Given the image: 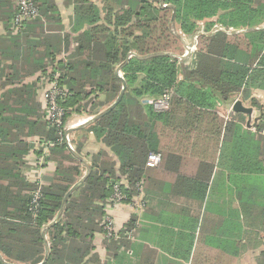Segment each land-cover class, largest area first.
Here are the masks:
<instances>
[{
  "label": "trees",
  "instance_id": "1",
  "mask_svg": "<svg viewBox=\"0 0 264 264\" xmlns=\"http://www.w3.org/2000/svg\"><path fill=\"white\" fill-rule=\"evenodd\" d=\"M110 1L118 10L110 6L105 22L79 33L74 53L64 57L59 53L60 42L53 40L49 31L51 0H33L38 15L22 21L17 33L13 32L17 0L14 4L12 0H0L6 30L3 38L0 36V47L8 48L0 52V251L9 252L24 264H37L43 259L41 231L56 217L67 192L82 176L83 162L77 155L89 162L90 170L66 198L57 221L47 229L48 256L42 264H82L94 249L95 232L103 235L108 253L116 256L120 246L128 247L138 227L135 215L123 224L110 216L115 230L106 235L105 217L111 213L105 205L114 193L113 185L118 184L124 196L120 205H132L141 187L164 188L166 178L176 172L174 193L193 195L198 181L209 177L205 160H213L215 151L213 155L210 152L220 139L223 142L228 138L232 147L230 157L235 163L229 168V179L234 182L238 200L264 207V138L256 135L264 130V106L258 104L262 121L255 125V133L242 131L236 122L221 125L214 111L216 101L227 100L240 91L264 66V39L255 41L257 36L264 37V30L197 36L193 69L182 67L174 56L157 54L180 47V38L170 27L172 7L181 32L194 34L195 21L216 14L219 7L226 8L221 16L235 20V25L243 26L245 19L251 22L248 27H254L253 22L264 12V0H163L167 4L164 7L160 0ZM244 34L252 36L248 39ZM225 44L233 46L230 58L239 63L248 55V62L230 66L234 71L221 70V60L212 53L217 54ZM130 52L137 56L127 59ZM117 65H122L121 76L115 73ZM51 66L60 71L59 85L66 92L59 100L66 109V124L74 115L93 117L116 99L122 82L126 85L112 109L87 123L84 130L88 135L74 142V151L58 140L57 131L45 119L43 101L36 100L37 83ZM165 91H171L168 110L157 112L141 103L142 98L158 97ZM161 131L167 133L171 147H184L188 159L182 173L178 167L164 168L166 161L183 159L164 152L169 145L161 143ZM35 135L39 136L36 143L54 142L47 150L36 145V161L42 156V166L49 160L56 165L49 182L39 186L20 171L27 165L24 158L31 146L25 139ZM90 144L96 146L95 150L84 151ZM151 151L161 155L159 168L146 166ZM37 188L41 196L35 209L30 203ZM125 232L131 233V239ZM18 249L24 255L18 256ZM33 254L37 257L32 258ZM0 264L10 263L0 259Z\"/></svg>",
  "mask_w": 264,
  "mask_h": 264
},
{
  "label": "crops",
  "instance_id": "2",
  "mask_svg": "<svg viewBox=\"0 0 264 264\" xmlns=\"http://www.w3.org/2000/svg\"><path fill=\"white\" fill-rule=\"evenodd\" d=\"M12 2L14 4L15 0H12ZM51 2L53 11L49 23L51 30L49 31L52 32L53 40L60 42L59 53L64 57L71 56L74 53L76 48L75 38L79 33L105 22L110 6L116 11L118 10L117 4L112 1L108 3V0H86V2L83 0L82 4H80V0H51ZM243 4H246L249 8H255L253 3L244 1ZM77 8H80V13L76 12ZM225 9L219 7L216 14L197 19L195 21L197 36L201 34L211 36L217 31L232 35L251 30H264V12L260 18L253 22L254 27H248L251 22H245V19L242 26L241 24L235 25L236 21L233 19L222 17L221 15ZM2 15L0 7V36L3 38L6 30L1 19ZM221 19H224V21ZM46 25L48 24L46 23ZM174 27L180 36V47L171 53L182 56L185 54L184 44L191 41L192 34L182 33L175 19ZM251 36V34H244V37L248 39ZM263 39L264 37L261 36L259 39V36H257V39L254 40L261 43ZM197 41L198 37L196 44ZM232 47L225 44L217 54L212 53V56L219 57L221 60L220 69L226 72L234 71L235 69L233 70L230 66L237 63L235 59L229 57ZM5 49L3 46L0 47V52H5L8 48ZM196 53L197 50L189 53L184 60L177 59L182 67L186 66L188 69H193L197 62ZM247 60L248 55H244V61L237 64H246ZM117 67L115 69L116 74ZM119 72L121 73V71ZM181 77L179 76V78ZM29 79L31 80L32 77ZM143 99H141V103L149 105L144 103ZM36 100L42 102V95L38 92ZM235 101H239L243 107L249 108L250 112L234 111ZM258 104L264 106V66L258 68L246 84L240 88V91L231 94L227 100L216 101L214 111L217 122L221 125L236 122L240 125L242 131L255 133V125L262 121V118H260L261 109L258 108ZM105 108L103 107V109ZM153 110L157 111L154 108ZM235 113H241L242 115L238 116ZM90 118L91 116L86 114L74 115L69 123L80 119L88 121ZM87 123L80 127L78 125L67 129L75 142H78V139L86 134L84 128ZM159 134L161 143L169 145V148H166L164 152L183 159H177L173 162H170L173 159L166 161L164 168L171 170L173 167H178L182 173L185 168V161L188 159L185 158L188 155L184 152V147H171L167 133L161 131ZM256 135L264 138V130L257 131ZM88 137L91 138V135ZM38 139V135L25 139V141L31 143L24 158L27 165L36 163L38 146L36 141ZM93 146L90 144L84 147L83 150L93 152L96 147ZM213 151H215L213 160L212 157L205 160L207 164L205 168L209 177L207 180L198 181L200 184H197L198 186L193 195L184 196L174 193L175 188L172 186L175 184L177 177V173L174 171L175 174H171L170 177L166 178L164 188L156 189L143 186L136 197V204L117 206V209L113 210L111 215L118 224H123L132 215L137 216L136 226L138 231H136L131 243L127 248L120 246L116 256H112L105 248L103 235L100 232H95L92 242L94 249L83 260L82 264H262L264 260V207L241 202L235 195L232 186L234 182L232 183L229 179V168L235 163L230 157L232 147L229 139L226 138L223 142L220 139L218 145L212 147L210 152L212 155ZM175 161H181V163L177 165ZM27 165L25 167H28ZM55 166V162L50 160L44 166H41L43 183H48L50 178L53 177ZM150 168H159V166ZM20 171H23V167ZM81 171L82 178L86 172L84 165L81 167ZM262 175L264 185V172ZM139 202L142 208L139 207ZM43 230L41 231L42 235ZM43 238V259L37 264H42L46 260L45 255L48 252L49 242L46 232ZM17 253L18 256L24 255L20 249ZM93 254L94 256L90 257ZM36 257L37 254L32 255V258ZM0 259L10 264H24L18 259L15 260L9 252L4 250L0 251Z\"/></svg>",
  "mask_w": 264,
  "mask_h": 264
},
{
  "label": "built area",
  "instance_id": "3",
  "mask_svg": "<svg viewBox=\"0 0 264 264\" xmlns=\"http://www.w3.org/2000/svg\"><path fill=\"white\" fill-rule=\"evenodd\" d=\"M154 1V0H152ZM166 3H162L161 6H166ZM38 15V9L35 6L33 0H17V13L13 19V32L17 33L20 29V25L24 20L34 19ZM196 39L197 33L193 36L191 41L193 45L190 48V53L196 51ZM59 76L60 71L57 69H53L52 66L48 68L47 76L43 77L38 81V93L42 95V101L46 107V115L45 119L49 121V125L52 126L56 131L58 140H62L66 143L67 147L74 151L75 144L72 140V136L70 132L67 133V129L69 127H76L83 123L85 120H77L75 122H68L67 124L64 122V116L66 113V109L60 105L59 100L64 97L65 89L63 86L59 85ZM119 76L121 73L119 72ZM171 97V91H165L161 96L158 97H146L143 99L144 103L151 105L157 111H166L169 108ZM38 145L45 146L44 149L47 150L51 147L54 142L46 141L43 142L40 140L37 142ZM45 150L43 151V155H45ZM161 161V155L159 152H149L146 158V166L148 167H158ZM44 163V158L41 156L36 163H32L27 165L28 167H23V172L28 179L34 180V182L39 186L43 184L42 176H41V166ZM118 184L113 185L114 193L111 195L108 203L105 205V210L109 213L120 205V202L123 199V194L117 188ZM31 199V208H35L38 205L39 198L41 196L39 189L37 188L32 193ZM140 207V206H139ZM111 214L105 217L106 224L104 225V229L107 231L108 236L112 234L113 229L115 230V223L112 219ZM126 235L131 239V233L125 232Z\"/></svg>",
  "mask_w": 264,
  "mask_h": 264
},
{
  "label": "water",
  "instance_id": "4",
  "mask_svg": "<svg viewBox=\"0 0 264 264\" xmlns=\"http://www.w3.org/2000/svg\"><path fill=\"white\" fill-rule=\"evenodd\" d=\"M163 3V0H160V4H162ZM174 14H175V10H174V8L172 7V15H171V18H170V27L172 28V30H173V32L175 33V34H177L178 35V37H180L179 36V34H178V32L176 31V29H175V27H174ZM193 45V42L192 41H190L189 43H186V44H184V46H185V54L184 55H182V56H177L176 54H174V53H171V52H164V53H157V54H167V55H170V56H174V57H176V58H179V59H181V60H184L186 57H187V55L190 53V48H191V46ZM152 55H154V54H151V55H147V56H152ZM131 56H137V54H135L134 52H130L129 54H128V56H127V59L128 58H130ZM147 56H145V57H147ZM127 59H126V61H127ZM121 66L122 65H119L118 67H117V75L119 76V71L121 70ZM125 82H122V88H121V90H120V92H119V94L117 95V97H116V99L108 106V107H106L105 109H103L102 111H100L99 113H97V114H95L93 117H91L88 121H85V122H83V123H81L78 127H80V126H82V125H85L87 122H90V121H94V120H96L98 117H100L102 114H104V113H106L107 111H109L110 109H112L118 102H119V100L121 99V97H122V95H123V93H124V90H125ZM233 110L234 111H237V112H250V109L249 108H246V107H243L242 105H241V103L239 102V101H235V103H234V105H233ZM70 130H72V129H70ZM69 132V130H67V133ZM75 155H77L75 152H73ZM80 159H81V161L83 162V165L85 166V168H86V172H85V174L83 175V177L82 178H80V180L67 192V194H66V196H65V198H64V200H63V204H62V207H61V209L59 210V212L57 213V215H56V217L45 227V229L43 230V235L45 236V232H46V230H47V228H49V226L50 225H52L53 223H55L56 221H57V219L59 218V216H60V214H61V212H62V210H63V205H64V203H65V200H66V198L68 197V195L72 192V190L75 188V186L76 185H78L79 183H81V182H83L84 181V179H85V177H86V175L89 173V170H90V164H89V162L86 160V159H84L83 157H81V156H79V155H77ZM47 256H48V252L46 253V255H45V259H47Z\"/></svg>",
  "mask_w": 264,
  "mask_h": 264
},
{
  "label": "rangeland",
  "instance_id": "5",
  "mask_svg": "<svg viewBox=\"0 0 264 264\" xmlns=\"http://www.w3.org/2000/svg\"><path fill=\"white\" fill-rule=\"evenodd\" d=\"M196 33H197V31H196ZM196 33L192 34L191 37L193 38V36L196 35ZM188 43H189V42H188ZM80 120H81V119H80ZM80 120H79V121H80ZM72 140H73V138H72ZM73 142H75V140H73ZM74 144H75V143H74ZM75 146H76V145H75ZM138 205L140 206V208H142L141 205H140V202L138 203ZM138 205H137V206H138ZM115 209H117V207H116ZM115 209H114V210H115Z\"/></svg>",
  "mask_w": 264,
  "mask_h": 264
}]
</instances>
